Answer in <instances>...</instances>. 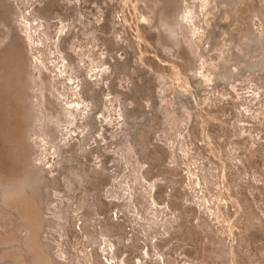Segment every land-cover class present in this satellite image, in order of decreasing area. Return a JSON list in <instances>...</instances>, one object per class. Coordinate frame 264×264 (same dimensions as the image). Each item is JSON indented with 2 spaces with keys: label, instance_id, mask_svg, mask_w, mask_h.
Returning <instances> with one entry per match:
<instances>
[{
  "label": "rangeland",
  "instance_id": "1",
  "mask_svg": "<svg viewBox=\"0 0 264 264\" xmlns=\"http://www.w3.org/2000/svg\"><path fill=\"white\" fill-rule=\"evenodd\" d=\"M0 192V264H264V0H0Z\"/></svg>",
  "mask_w": 264,
  "mask_h": 264
},
{
  "label": "clouds",
  "instance_id": "2",
  "mask_svg": "<svg viewBox=\"0 0 264 264\" xmlns=\"http://www.w3.org/2000/svg\"><path fill=\"white\" fill-rule=\"evenodd\" d=\"M9 191H11V190H9ZM4 194H7V193L0 192V195H4Z\"/></svg>",
  "mask_w": 264,
  "mask_h": 264
},
{
  "label": "bare ground",
  "instance_id": "3",
  "mask_svg": "<svg viewBox=\"0 0 264 264\" xmlns=\"http://www.w3.org/2000/svg\"><path fill=\"white\" fill-rule=\"evenodd\" d=\"M30 228V227H29Z\"/></svg>",
  "mask_w": 264,
  "mask_h": 264
}]
</instances>
